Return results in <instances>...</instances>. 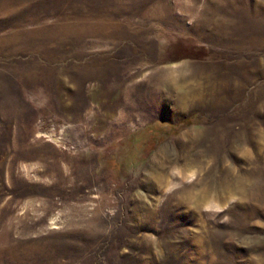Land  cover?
<instances>
[{"label":"rangeland","instance_id":"rangeland-1","mask_svg":"<svg viewBox=\"0 0 264 264\" xmlns=\"http://www.w3.org/2000/svg\"><path fill=\"white\" fill-rule=\"evenodd\" d=\"M0 264H264V0H0Z\"/></svg>","mask_w":264,"mask_h":264},{"label":"bare ground","instance_id":"bare-ground-1","mask_svg":"<svg viewBox=\"0 0 264 264\" xmlns=\"http://www.w3.org/2000/svg\"><path fill=\"white\" fill-rule=\"evenodd\" d=\"M171 77H172V76H171ZM173 79H174V78H172V80H173ZM174 80H175V79H174ZM173 82H174V81H173ZM170 85H172V84H171V81H170ZM172 88H173V86H172ZM179 97H180V96H179ZM182 97H183V96H182ZM179 99H180V98H179ZM179 99H178V100H179ZM180 100H181V99H180ZM183 100H184V99H183ZM185 100H186V99H185ZM180 102H181V101H180ZM183 104H184V102H183ZM181 106H183V105H181ZM185 108H186V107H185ZM49 139H50V138H49ZM51 139H52L51 141L54 140L53 138H51Z\"/></svg>","mask_w":264,"mask_h":264}]
</instances>
